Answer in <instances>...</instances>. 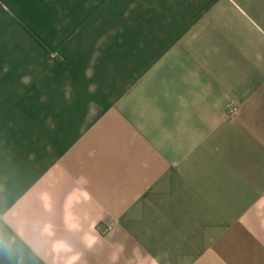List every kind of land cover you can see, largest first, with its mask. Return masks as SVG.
I'll return each instance as SVG.
<instances>
[{
    "label": "crops",
    "instance_id": "0c3cea01",
    "mask_svg": "<svg viewBox=\"0 0 264 264\" xmlns=\"http://www.w3.org/2000/svg\"><path fill=\"white\" fill-rule=\"evenodd\" d=\"M63 46L30 122L0 89V264H264V0H82Z\"/></svg>",
    "mask_w": 264,
    "mask_h": 264
},
{
    "label": "rangeland",
    "instance_id": "374dc122",
    "mask_svg": "<svg viewBox=\"0 0 264 264\" xmlns=\"http://www.w3.org/2000/svg\"><path fill=\"white\" fill-rule=\"evenodd\" d=\"M33 5L39 11L31 13L30 0L23 1V17H17L15 25L9 19L0 21V89H4L7 110L14 113L12 119L21 122L32 117V91L58 90L60 83L50 82L47 75L70 74L69 67L63 66L68 59L63 45L82 39V0H37ZM33 13L39 17L37 24L30 18ZM33 75L38 82L32 81Z\"/></svg>",
    "mask_w": 264,
    "mask_h": 264
},
{
    "label": "clouds",
    "instance_id": "9594fccd",
    "mask_svg": "<svg viewBox=\"0 0 264 264\" xmlns=\"http://www.w3.org/2000/svg\"><path fill=\"white\" fill-rule=\"evenodd\" d=\"M27 81V78H25V82Z\"/></svg>",
    "mask_w": 264,
    "mask_h": 264
}]
</instances>
